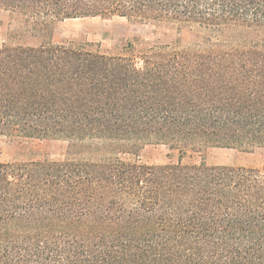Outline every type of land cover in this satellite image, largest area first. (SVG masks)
<instances>
[{"label":"trees","instance_id":"obj_1","mask_svg":"<svg viewBox=\"0 0 264 264\" xmlns=\"http://www.w3.org/2000/svg\"><path fill=\"white\" fill-rule=\"evenodd\" d=\"M0 9L44 29L116 15L203 32L193 47L116 55L51 37L0 45V137L60 136L97 156L0 162V264H264V167L182 161L201 144L264 146V0H0ZM152 143L178 160L121 156Z\"/></svg>","mask_w":264,"mask_h":264},{"label":"rangeland","instance_id":"obj_2","mask_svg":"<svg viewBox=\"0 0 264 264\" xmlns=\"http://www.w3.org/2000/svg\"><path fill=\"white\" fill-rule=\"evenodd\" d=\"M20 15L0 9V45L9 37L11 41L37 45L42 40L56 43H70L90 51H100L110 55L129 54L132 50L143 51L154 45L178 42L184 47H193L200 43L203 32L199 29H183L128 21L119 16H89L57 20L46 29L27 25ZM128 44L132 47L127 48ZM85 148V147H84ZM81 147L69 149V142L64 137H49L33 144H17L5 137H0V162L48 159L64 161L97 158ZM83 150V151H81ZM80 151V152H79ZM128 161L137 160L148 165H164L176 162L179 153L162 143L146 144L134 157L122 154ZM184 163L204 162L207 165L264 167V146L251 148L220 147L196 145L187 149L182 157Z\"/></svg>","mask_w":264,"mask_h":264}]
</instances>
